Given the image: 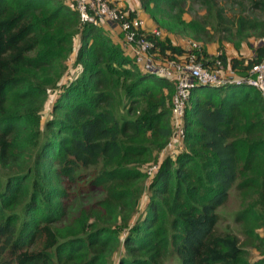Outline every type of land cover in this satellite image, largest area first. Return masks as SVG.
I'll return each instance as SVG.
<instances>
[{"label":"trees","instance_id":"1","mask_svg":"<svg viewBox=\"0 0 264 264\" xmlns=\"http://www.w3.org/2000/svg\"><path fill=\"white\" fill-rule=\"evenodd\" d=\"M140 2L159 22L184 0ZM202 2L237 36V54L218 58L245 77L264 48L252 56L240 43L264 37V0H225L232 20L215 0ZM106 30L81 22L76 0H0V264H161L168 255L176 264H264V95L244 82L193 87L180 147L158 162L173 132L174 82ZM143 33L157 59L187 58L168 36ZM74 50L77 73L61 82ZM81 169L91 171L82 187L100 198L71 217ZM233 193L244 239L218 228Z\"/></svg>","mask_w":264,"mask_h":264},{"label":"rangeland","instance_id":"2","mask_svg":"<svg viewBox=\"0 0 264 264\" xmlns=\"http://www.w3.org/2000/svg\"><path fill=\"white\" fill-rule=\"evenodd\" d=\"M215 2L217 3L216 7H225L224 16L229 18V20L234 18L235 14H233L230 5L225 3V0H215ZM134 3L137 7H139V9H142L140 0H134ZM182 6L183 7L181 11H178V8L173 11L170 9L163 10L158 18L159 22L154 21L150 14L144 10L142 11L151 21V25L154 24V27L162 32L161 36H168L169 40L174 44L184 45L183 47H187L193 42L198 43L200 45V55L202 59L206 58L210 60L219 56L220 54L230 58L237 54L236 50L234 49V42L237 36H234V34H229L224 29H221V27H224L223 20L222 26L216 24L214 14L211 15L208 7H206L202 0H184ZM243 37L244 39L241 41L240 46L244 53L250 54V45L258 46L259 37L254 34H244ZM76 45L77 40H75L74 43L75 48ZM74 62L75 50L73 51L70 58L66 60L67 68L61 82L69 81V78L71 80V78L76 75L77 70L75 68ZM153 63L155 66H164L162 59L156 61L155 58H153ZM57 92L58 91L54 90L50 92L49 98L41 111V127L44 125L46 118H48L51 114L52 103L55 100ZM179 146L180 143H176L173 147L167 146L166 148L160 150L157 161L160 162L165 156L174 153L179 149ZM154 165L155 164H151L149 167H147L148 175H150L155 169ZM79 175L81 176L76 181L71 190L72 194L74 195L69 203L72 206V214H70L71 217L77 216V214L82 209L91 207L100 198L99 194H94L92 196L91 193H89V191L84 188V186L82 187V185H84V183H86L89 179L91 171H88L87 169H81ZM146 185L147 183L143 184L142 194L139 199V206L137 207L136 213L132 216L130 223H133L134 219L138 216L140 208L148 197ZM237 196L238 194L236 195L233 193L231 199L219 209L218 212L220 220L218 223V228L221 231L232 230L241 239H244L242 228L233 222L234 213L240 207L238 202L239 198ZM119 228L121 227L119 226L117 229ZM121 231L123 233L122 228ZM258 233H260V235L264 238V226L258 230ZM250 251L255 253L253 250ZM161 264H176L174 261V256H166Z\"/></svg>","mask_w":264,"mask_h":264},{"label":"built area","instance_id":"3","mask_svg":"<svg viewBox=\"0 0 264 264\" xmlns=\"http://www.w3.org/2000/svg\"><path fill=\"white\" fill-rule=\"evenodd\" d=\"M76 8L81 22H96L98 19L107 29H119L122 34L121 46L132 54L141 67L157 72L174 82V93L171 99L173 132L165 148L173 147L176 143L181 144L184 138V110L189 92L193 87L223 86L232 81L244 82L256 87L264 95V54L260 61L251 67L248 74L241 78L232 69L227 71L218 56L215 57L212 67L204 65L201 61L200 45L195 42L187 46L190 51L185 61L163 60V67L155 66L153 58L156 61L160 59H156L155 53L151 52L154 43L145 38L144 22L140 17L130 15L127 10L120 8L115 0H76ZM149 34L161 37L162 32L153 29ZM258 46L264 48V37L258 39Z\"/></svg>","mask_w":264,"mask_h":264},{"label":"crops","instance_id":"4","mask_svg":"<svg viewBox=\"0 0 264 264\" xmlns=\"http://www.w3.org/2000/svg\"><path fill=\"white\" fill-rule=\"evenodd\" d=\"M115 3L122 9L130 11V12H134L136 16H139L141 19H143L144 22V30L146 32H150L153 29H156L153 25H151V21L147 18V16L144 14V12L142 11V9H139V7L136 6V4L134 3V0H115ZM107 28H105L106 30ZM107 33L109 34L110 38L117 44L121 43L122 40V34L119 31V29H107L106 30ZM173 43V42H172ZM174 44V43H173ZM176 45V44H174ZM179 45V44H178ZM181 47H183L184 45H179ZM257 45H250L251 51L249 55H255L254 54V48ZM225 69L230 70V68L225 67Z\"/></svg>","mask_w":264,"mask_h":264}]
</instances>
